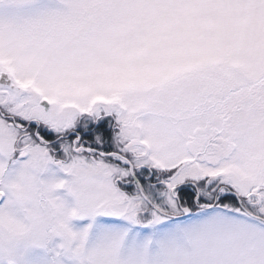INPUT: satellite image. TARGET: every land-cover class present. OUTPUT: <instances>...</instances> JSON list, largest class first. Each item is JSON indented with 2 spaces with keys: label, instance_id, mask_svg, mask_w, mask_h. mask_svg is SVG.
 <instances>
[{
  "label": "snow or ice",
  "instance_id": "obj_1",
  "mask_svg": "<svg viewBox=\"0 0 264 264\" xmlns=\"http://www.w3.org/2000/svg\"><path fill=\"white\" fill-rule=\"evenodd\" d=\"M0 264H264V0H0Z\"/></svg>",
  "mask_w": 264,
  "mask_h": 264
}]
</instances>
